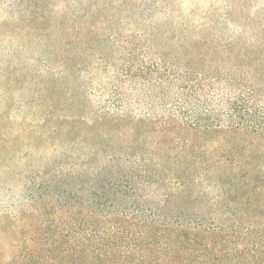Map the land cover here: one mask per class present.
<instances>
[{
	"label": "trees",
	"instance_id": "16d2710c",
	"mask_svg": "<svg viewBox=\"0 0 264 264\" xmlns=\"http://www.w3.org/2000/svg\"><path fill=\"white\" fill-rule=\"evenodd\" d=\"M21 5L0 52V264H264V30L222 54L123 35L93 3L73 21Z\"/></svg>",
	"mask_w": 264,
	"mask_h": 264
},
{
	"label": "rangeland",
	"instance_id": "374dc122",
	"mask_svg": "<svg viewBox=\"0 0 264 264\" xmlns=\"http://www.w3.org/2000/svg\"><path fill=\"white\" fill-rule=\"evenodd\" d=\"M12 1L0 0V52L13 51L21 46L19 32L5 25L6 8ZM19 11L27 17L30 11L50 13L75 19V14L99 10L112 15V20L125 32L141 33L140 28L162 27L169 34L188 41L205 39L217 48L216 52L231 53L230 46L241 48L253 45L250 38L264 30V0H18ZM104 2V3H103ZM43 5V6H42ZM20 12V14H21ZM12 14V12H11ZM32 14V13H31ZM34 14V13H33ZM61 17V18H62ZM14 25L16 21L9 22ZM177 40L178 38H171ZM256 49L259 45H255ZM234 52V51H233ZM243 51L241 48L236 54ZM24 55V54H23ZM16 117L15 114H13Z\"/></svg>",
	"mask_w": 264,
	"mask_h": 264
}]
</instances>
